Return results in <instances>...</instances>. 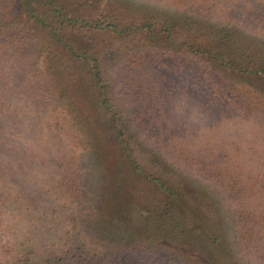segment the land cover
<instances>
[{
	"label": "rangeland",
	"instance_id": "obj_1",
	"mask_svg": "<svg viewBox=\"0 0 264 264\" xmlns=\"http://www.w3.org/2000/svg\"><path fill=\"white\" fill-rule=\"evenodd\" d=\"M233 1L240 17L247 16V20L241 17L242 25L235 24L244 31L238 42L243 48L241 51L249 48L263 57L264 20L255 22L244 8L259 10L262 14L264 0ZM57 2L77 6L90 23L99 19L107 25L118 18L121 28H125L128 22L133 24L132 30L125 36L94 27L77 30L68 36L62 33L64 40L76 51L77 56H73L67 51L68 45L65 44V48L64 41L59 42L51 31L57 26L53 17L47 15L44 22L36 23L25 13L21 14L15 3L5 0L0 6V19L9 26L5 32L0 31V68L14 70L33 85L40 83L36 77L49 86L53 83L62 89L64 101L78 102L80 107L84 105L86 116L91 117L88 123L98 132L100 116L102 119L105 114L99 107V89L93 82V58L98 59L102 77L110 80L107 83L108 97L134 122L135 132L142 142L149 140L145 144L149 150L141 146L138 152L144 159L143 167L173 183L177 181L197 203L195 197L204 193L211 195L213 199L208 198L206 210L213 208L212 212L221 213L224 229L234 239L237 202L234 200V203L227 187L220 184L222 172L217 170L224 166L217 167L210 175L204 173L198 164L212 153L213 158L223 165L232 162L242 168L244 178L262 171L264 77L232 72L215 57L191 53L182 44L183 47L172 45L168 40V29L164 27L159 33H151L145 20L137 16L141 11L150 12L159 18L158 22L172 18L186 27L184 18L191 14L183 10L185 2L192 4L202 0ZM206 4L217 5L220 10L229 9L231 0H208ZM221 20L223 16L214 20L208 16L203 19L191 16V22L198 21L197 26L205 28L209 24L221 27L224 25ZM225 27L231 28L228 24ZM169 30L171 32V27ZM177 30V43H181L184 33ZM205 70L214 74L213 82L218 84L215 88H222L229 96L214 93ZM3 84L7 86L4 101L15 104L2 111L8 118H13L17 117L14 111L17 109L20 118L14 121L19 123L15 126L10 125L8 119L4 121L9 125L5 131L8 141L1 150L4 157H0V164L4 158L12 160L13 168L0 165V187L8 177L13 186L20 182L28 197L23 201H8L1 198L0 191V264H11L9 250L21 249L25 243H34L44 251L48 246L73 250L84 239L83 224L74 221L78 212L76 194L64 192L68 184L63 181L62 172L65 170L61 164L65 160L71 158L86 170L83 178L85 200L90 198L100 181L92 171L93 157L78 144L83 137L76 133L78 125L69 120L74 114L68 113L67 105L60 104L57 109L54 106L39 108L28 101L29 97L41 101L42 94L36 91L37 86H32L25 96L15 78L0 77V91ZM51 93L55 99L60 98L58 89L53 87ZM48 97L51 99L50 94ZM228 97L229 104H225ZM238 102L244 110L240 105L235 108ZM8 148H11V156L5 155ZM154 193L162 201L163 197L157 191ZM137 194L145 201L151 199L147 185L139 188ZM212 202H215V208ZM125 255L134 264H176L175 259L166 253L136 250ZM253 264H257L256 261Z\"/></svg>",
	"mask_w": 264,
	"mask_h": 264
},
{
	"label": "trees",
	"instance_id": "obj_2",
	"mask_svg": "<svg viewBox=\"0 0 264 264\" xmlns=\"http://www.w3.org/2000/svg\"><path fill=\"white\" fill-rule=\"evenodd\" d=\"M10 2L19 7L21 14L25 13L29 20L36 23L44 22L47 15L53 17L57 26L51 28V31L59 42L64 41L65 48V44L68 45L67 51L73 56H77L76 51L69 42L64 40L62 33L68 36L73 32L76 33L77 30L94 27L125 36L133 26L132 23L127 22L126 27L121 28L118 18L107 25L97 18L90 23L79 8H76L77 6L70 7L57 0H10ZM206 2L208 0L192 4L185 2L183 10L190 12L191 16L198 19L208 16L209 19L214 20L223 16L221 21L224 25L215 27L209 24L207 28L198 27V21L191 22V16H186L184 18L186 27H183L172 18L158 22L159 18L152 16L155 14L150 12L141 11V14L137 16L145 20L144 23L151 33L154 31L159 33L164 27L168 29V40L172 45L182 44L191 53L215 57L232 72L242 73L241 75H259L263 78L264 56L256 55L249 48L242 52L243 48L238 43L244 31L238 29L235 24L242 25L244 22L241 17L247 20V16L244 14L240 17V12L233 0L229 9L221 10L217 5L207 6ZM4 3L5 0H0V6ZM262 9L264 13V4ZM244 10L248 12V15L251 14L250 18L255 22H263L264 14H261L259 10L253 11L246 8ZM6 23L0 19L1 32H5L9 26ZM227 24L231 26L230 29L225 27ZM177 28L184 33L181 36V43H177L175 36ZM99 68L100 61L93 58L92 69L95 70L93 82L99 89V107L106 114L101 119L98 110L93 107L100 116L98 132H95L88 123L91 117L86 116L84 105L80 107L78 102L64 101L62 89L53 83L49 86L36 77L40 83L33 85L21 78L14 70L0 68V77L12 80L15 78L24 89L25 96L32 86L38 87L36 91L42 94L41 101L39 102L36 97H33L34 99L29 97L28 101L33 105L39 108L54 106L55 109L60 104L67 105L68 113L74 114L73 117H69V120H73V125H78L76 133L83 137V140H80L82 142L78 144L93 157L92 171L100 181L92 190L93 194H90V198L85 200L83 178L86 170L78 162H73L71 158L65 160L61 164L65 170L62 172L63 181L68 184V186L65 185L64 192L76 194L75 204L78 206V212L74 221L83 224L84 239L73 250L48 246V250L44 251L34 243H25L21 249L9 250L11 264H134L125 254L136 250L169 254L175 259L176 264H253L254 261L257 264H264V164L259 174L246 176L248 178L243 177V169L238 165L232 162L223 165L213 158L215 155L212 153L211 157H205L203 161L201 159L198 164L204 173L210 175L217 167L224 166L217 170L218 172L221 169L222 172V176H219L222 178L220 184L227 187L230 196L234 197L232 200L237 202L235 236L234 239L230 238L227 229H224L225 222L221 213L219 211L217 213L216 210L212 212L213 208L210 211L206 210L208 198L213 199L210 198L211 195L204 193L201 197H195L198 198L197 203L192 200L191 194L184 191L183 186L180 187L177 184V181L173 183L172 180L157 176L143 167L144 159L140 158L138 152L141 146L149 150L145 145L149 140L142 142L141 137L135 132L134 122L115 101L110 100L107 88L110 80L102 77ZM204 73L209 77L211 89L215 94L230 95L223 93L222 88H215L218 84L213 82L214 74L211 71L205 70ZM53 87L55 90L58 89L59 99L53 97L51 93ZM6 88L5 84L1 85L0 157H4L1 150L5 149V143L8 141L5 131L9 125L4 124L5 119H8L10 125H19L14 122L19 117L17 109H14L17 117L13 118H8L2 111L7 106L13 107L15 104V102L4 101L3 94L7 91ZM49 94L51 99L48 97ZM229 100V97L226 98L224 103L229 104ZM261 100L264 102L263 98ZM240 103L234 105L235 108ZM240 107L244 110L243 105ZM206 150L210 151V149ZM10 152L11 148H8L5 150V155L11 156ZM113 153L114 156L111 157ZM0 165L13 168V161L4 158ZM69 177H71L70 180ZM11 184H13L12 179L9 181L8 177L7 182L2 183L0 187L2 199L18 202L28 198L20 182L16 186ZM144 185L150 189L149 201H145V198L137 194V190ZM155 191L161 195V198L163 197L162 201L156 198ZM69 205L72 204L69 203ZM212 207L215 208V202H212ZM144 212L147 215H142ZM1 215L0 210V217Z\"/></svg>",
	"mask_w": 264,
	"mask_h": 264
}]
</instances>
